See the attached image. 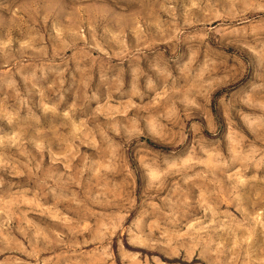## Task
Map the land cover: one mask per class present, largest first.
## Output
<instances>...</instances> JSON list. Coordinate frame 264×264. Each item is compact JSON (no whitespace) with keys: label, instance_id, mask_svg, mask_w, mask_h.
I'll list each match as a JSON object with an SVG mask.
<instances>
[{"label":"rangeland","instance_id":"1","mask_svg":"<svg viewBox=\"0 0 264 264\" xmlns=\"http://www.w3.org/2000/svg\"><path fill=\"white\" fill-rule=\"evenodd\" d=\"M0 264H264V0H0Z\"/></svg>","mask_w":264,"mask_h":264}]
</instances>
